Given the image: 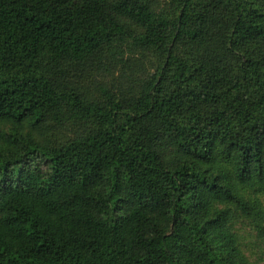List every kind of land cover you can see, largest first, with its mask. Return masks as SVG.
<instances>
[{"label": "trees", "instance_id": "obj_1", "mask_svg": "<svg viewBox=\"0 0 264 264\" xmlns=\"http://www.w3.org/2000/svg\"><path fill=\"white\" fill-rule=\"evenodd\" d=\"M240 223L264 0H0V264H252Z\"/></svg>", "mask_w": 264, "mask_h": 264}, {"label": "rangeland", "instance_id": "obj_2", "mask_svg": "<svg viewBox=\"0 0 264 264\" xmlns=\"http://www.w3.org/2000/svg\"><path fill=\"white\" fill-rule=\"evenodd\" d=\"M66 131H59L60 136L66 135ZM240 235L243 252L252 264H264V247L257 239L255 232L245 223L236 225Z\"/></svg>", "mask_w": 264, "mask_h": 264}]
</instances>
